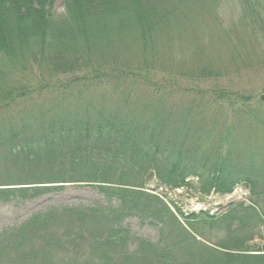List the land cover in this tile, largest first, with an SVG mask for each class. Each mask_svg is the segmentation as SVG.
Masks as SVG:
<instances>
[{"label":"trees","instance_id":"1","mask_svg":"<svg viewBox=\"0 0 264 264\" xmlns=\"http://www.w3.org/2000/svg\"><path fill=\"white\" fill-rule=\"evenodd\" d=\"M56 1L0 0V203L74 185L108 206L51 209L3 231L0 264H264V175L251 162L234 166L239 140L227 126L262 122L264 103L213 90L186 104L170 100L176 82L164 85L264 58L255 39L264 35V0H232L243 14L230 29L218 16L227 0H64L55 17ZM16 68L37 76L11 81ZM250 104L254 114H244ZM195 176L205 195L244 181L250 205L188 216L176 207L177 216L146 192L154 177L192 189L186 180ZM129 219L158 227L159 244L138 238L130 251ZM207 232L226 238L214 243ZM257 236L263 245L252 251Z\"/></svg>","mask_w":264,"mask_h":264},{"label":"rangeland","instance_id":"2","mask_svg":"<svg viewBox=\"0 0 264 264\" xmlns=\"http://www.w3.org/2000/svg\"><path fill=\"white\" fill-rule=\"evenodd\" d=\"M52 14L55 17H60L65 14L64 0L56 1L52 10ZM242 14L243 13L240 12L238 2L227 0L223 3L221 9L219 10L218 16L222 21L224 28L226 29L229 27L231 28L232 24H236V22L242 18ZM248 33L251 34L250 31H248ZM255 39L257 40L258 47L263 51L264 35L261 36L260 34H256ZM234 42H236V37ZM258 53L261 54V58L259 60L253 61L249 64L247 62V58L244 64L242 63L244 62L243 60L237 65L230 64L226 72L222 71L221 76L218 78H205L202 80H194L186 76L177 79L166 78L164 85H166L168 82H176L178 87V93L175 95L176 98H171L170 100H184L186 104H190V102L194 100V92H208L213 90H220L221 93L225 94H244L245 96H252L257 99L259 92L262 88H264V58H262V53ZM212 57L215 59L214 63L218 65L216 59L221 57L220 54L215 51ZM35 76H37L36 71L28 72L20 68H16L14 73L9 76V78L11 81L26 84L28 80H34ZM62 78L67 79L69 77L62 76ZM205 102L206 104H210L212 101H208V98H205ZM174 103L175 102H168L166 106L170 107ZM210 106L211 105H209V111L212 113L218 111H221V113H228L229 111H233V109L228 110V107L223 105ZM256 107V105H248V110L244 114H254L250 112V110L256 109ZM239 109L240 107L234 106V110ZM258 111L264 114V107H260ZM182 113L183 112L181 109L179 110L178 115L180 116ZM232 114L234 113H228V116H232ZM206 120L209 121L210 119L207 118ZM233 121L235 122L228 123L227 126L231 125L230 133H233L234 139L239 140V144L234 146L232 153L234 166L238 168V165L242 161L244 162V165L251 162L250 164H253V166L258 169V173H261L260 175L263 176L264 120H262V122L254 123H250L248 119H244L243 122L241 120L237 121L235 119H233ZM194 123L197 124L196 121ZM223 147H225V153H227V150L230 148V146L228 147L226 145ZM244 149H246V151L251 156H246L244 153L241 155L240 153ZM213 158L214 156H211V159ZM183 159V166H186L190 162L191 158L184 156ZM229 169L230 166L226 167V170ZM226 170L225 174L228 173ZM191 181L194 187L193 191H196L195 188L198 189L201 183L196 179H191ZM155 182L157 181L152 180L149 183L148 188L152 187L154 189V187L151 185ZM157 184H159V182H157ZM155 192L165 198L166 201L172 200L180 210L186 213L211 212L220 215L229 208H233L234 206H237L241 203L249 206L251 201L250 188L244 181L237 183L234 186L232 193L226 195L210 193L204 197H200L199 193L196 192H191L190 194L186 195L181 194L180 191H166L165 186L160 184L159 186L155 187ZM97 205L108 206V203L103 196L97 193L96 190L90 187H76L74 185H68L62 191L43 195L32 200L0 203V234L5 230L15 229L35 214L44 213L51 209H61L65 207L92 208L96 207ZM220 207L222 208L220 209ZM124 227L129 231L128 247L130 251H134L136 249V240L138 238L148 240L153 244H159V230L158 227L154 225L142 224L137 219H129L124 223ZM260 231H264V228H262ZM206 236L209 237V239H211V241L214 243L226 238L225 234H214V232H207ZM200 241L204 242L201 239ZM207 245L211 246L209 243ZM250 245L252 251H257L259 247H262L263 242L261 238L257 236Z\"/></svg>","mask_w":264,"mask_h":264},{"label":"water","instance_id":"3","mask_svg":"<svg viewBox=\"0 0 264 264\" xmlns=\"http://www.w3.org/2000/svg\"><path fill=\"white\" fill-rule=\"evenodd\" d=\"M258 98L261 102H264V88L261 89V91L258 94Z\"/></svg>","mask_w":264,"mask_h":264}]
</instances>
